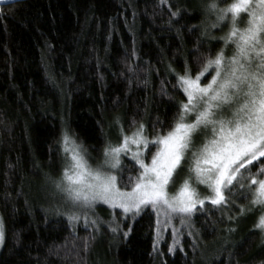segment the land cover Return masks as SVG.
I'll return each mask as SVG.
<instances>
[{"label":"trees","instance_id":"1","mask_svg":"<svg viewBox=\"0 0 264 264\" xmlns=\"http://www.w3.org/2000/svg\"><path fill=\"white\" fill-rule=\"evenodd\" d=\"M205 2L0 4V264H264V237L254 220L221 249H203L248 204L239 195L231 206L205 203L191 218L192 235L182 233L173 247L170 231L158 239L150 208L133 218L100 207L101 224L91 226L57 211L59 202L51 204L39 190L45 179L61 175L64 130L97 157L121 126L130 133L133 121L142 122L151 135L153 125L162 132L171 124L186 99L174 88L176 72L183 73L185 61L195 72L197 49L215 53L223 44L202 35ZM123 160L133 166L130 157Z\"/></svg>","mask_w":264,"mask_h":264},{"label":"snow or ice","instance_id":"2","mask_svg":"<svg viewBox=\"0 0 264 264\" xmlns=\"http://www.w3.org/2000/svg\"><path fill=\"white\" fill-rule=\"evenodd\" d=\"M202 8L206 18L214 17L202 35L223 46L215 53L198 48L197 70L185 61L183 73L176 72L174 88L186 99L178 103L168 127L161 132L153 125L149 135L142 122L135 126L133 121L128 134L121 126L122 140L107 141L96 163L74 133L62 132L65 163L52 183L63 194L69 206L63 214L71 220L79 219L71 209H92L98 202L133 218L150 208L158 235L171 228L174 247L182 233L173 220L190 228L193 214L206 201L231 206L239 195L248 206L239 205L237 215L258 211L254 227L264 231V0H207ZM179 14V9L172 12ZM209 29L224 34L216 37ZM124 157L131 158L132 167ZM117 230L118 225L112 228Z\"/></svg>","mask_w":264,"mask_h":264},{"label":"rangeland","instance_id":"3","mask_svg":"<svg viewBox=\"0 0 264 264\" xmlns=\"http://www.w3.org/2000/svg\"><path fill=\"white\" fill-rule=\"evenodd\" d=\"M197 1H201V0H197ZM207 2V0H206ZM205 2V3H206ZM206 18V16H205ZM210 19H214V17H211V18H206L205 20V27L209 24L210 22ZM209 31L213 32V33H216L218 31H221L219 29H209ZM226 31V29H225ZM211 32V33H212ZM223 35V34H222ZM223 46V44H222ZM226 54H228V50H226ZM208 74H206L207 76ZM210 78V77H209ZM204 82V78H202V83ZM124 131V130H123ZM118 137L115 139V140H112L113 143H119L121 140H122V136H121V128L118 129ZM125 134H128L124 131ZM111 141V140H110ZM202 142V137L200 140H197L196 143H200ZM70 146V145H69ZM92 157H94L95 159L93 160V163H96L100 160L103 159V152L100 156H94V155H91ZM64 159H63V166H64ZM63 168V167H62ZM61 176V175H60ZM60 176L58 178H51V177H48L47 179H45L43 182L40 183L39 185V190L40 192H47L46 193V196H48L50 198L49 202L52 204V201L55 200V202H59L58 206H57V211L59 210L60 212H64L65 210H67L69 208V206L65 203V201L61 202L60 199L63 198V194L61 193H58L52 183V180L54 179H59ZM44 192V193H45ZM45 200V197L43 198ZM208 201H206L205 203H207ZM61 203L63 204L64 203V206L62 207ZM245 206H248L245 205ZM100 207H106V208H110L111 207L107 204H104L102 202H98L96 204V206L92 209H87V208H74V209H71L72 213H74L75 215H77L79 217V219H77L79 222H82L84 224H87V225H95L97 224L100 225L101 222L99 223V213H100ZM239 212V207H238V210L236 212H233V215L231 217H235L234 219H232L233 221V224H231V226L229 228L226 229L225 233L223 235H220L218 238H217V241H215L213 244H209V245H204L203 244V249L205 250V252H210L211 250L215 249V250H218V249H221L226 243H228L230 240H231V235H233V233H235L236 231L239 230V228L241 226H244L247 222H251L254 220L255 224L258 222V216L260 215V213L258 211H254L252 213H247L245 215H237V213ZM93 221H96L95 224H93ZM191 223V221H190ZM172 224L175 225L176 228L180 229V232L181 233H184V232H189L191 231V233L193 232V229L192 227H187V226H182L179 224L178 220H173L172 221ZM192 225V223H191ZM255 229L257 231H259L261 233V235L264 237V231L258 229L255 227ZM171 232L172 233V237L174 238V233L172 232L171 228L169 229H166L162 232V234H157L158 235V239L161 240L164 235L166 234V232Z\"/></svg>","mask_w":264,"mask_h":264},{"label":"water","instance_id":"4","mask_svg":"<svg viewBox=\"0 0 264 264\" xmlns=\"http://www.w3.org/2000/svg\"><path fill=\"white\" fill-rule=\"evenodd\" d=\"M18 0H0V4H8V3H12Z\"/></svg>","mask_w":264,"mask_h":264},{"label":"bare ground","instance_id":"5","mask_svg":"<svg viewBox=\"0 0 264 264\" xmlns=\"http://www.w3.org/2000/svg\"><path fill=\"white\" fill-rule=\"evenodd\" d=\"M2 5V4H1Z\"/></svg>","mask_w":264,"mask_h":264}]
</instances>
